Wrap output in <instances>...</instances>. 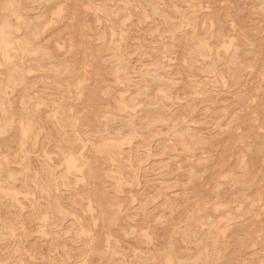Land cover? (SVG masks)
Wrapping results in <instances>:
<instances>
[{
  "label": "rangeland",
  "instance_id": "374dc122",
  "mask_svg": "<svg viewBox=\"0 0 264 264\" xmlns=\"http://www.w3.org/2000/svg\"><path fill=\"white\" fill-rule=\"evenodd\" d=\"M0 86V264H264V0H0Z\"/></svg>",
  "mask_w": 264,
  "mask_h": 264
},
{
  "label": "bare ground",
  "instance_id": "6f19581e",
  "mask_svg": "<svg viewBox=\"0 0 264 264\" xmlns=\"http://www.w3.org/2000/svg\"><path fill=\"white\" fill-rule=\"evenodd\" d=\"M6 1V3H7V0H5ZM103 1H105V0H103ZM140 1V0H139ZM173 2V1H172ZM151 3V2H150ZM11 4V3H10ZM18 4H19V2H18ZM18 4H16V5H18ZM171 4V3H170ZM143 5V4H142ZM149 5V4H148ZM147 5V6H148ZM112 7V6H111ZM13 8V7H12ZM150 9V8H149ZM9 10V9H8ZM106 11V10H105ZM165 11V10H164ZM147 12H150V11H147ZM104 13V12H103ZM149 14V13H148ZM151 15V14H150ZM215 16V15H214ZM143 18V17H142ZM214 20V22H215V19H213ZM11 21V20H10ZM164 22V21H163ZM217 22V21H216ZM18 23H20V22H18ZM22 24V23H21ZM217 24V23H216ZM20 25V24H19ZM220 25V24H219ZM218 25V26H219ZM206 26H207V24H206ZM11 27H12V25H11ZM208 28V27H207ZM37 30V29H36ZM15 34H17V33H15ZM110 34V33H109ZM108 34V35H109ZM224 35H226L225 33H224ZM215 36V35H214ZM16 37V36H15ZM111 38V37H110ZM21 39H22V37H21ZM215 39V38H214ZM214 39H213V41H214ZM114 40V39H113ZM196 40H197V38H196ZM201 41H203L202 39H200ZM213 41H212V43H213ZM114 42V41H113ZM206 42V41H205ZM101 43H102V41H101ZM200 43V42H199ZM202 43V42H201ZM18 44H20V43H18ZM198 45V44H197ZM237 45V44H236ZM235 45V46H236ZM102 46V45H101ZM211 46V45H210ZM14 47V46H13ZM103 47H105V46H103ZM196 47V46H195ZM214 48V47H213ZM233 48V47H232ZM237 48V47H236ZM31 49V48H30ZM112 49V48H111ZM212 49V48H211ZM217 50V49H216ZM26 51V50H25ZM207 51V50H206ZM161 52V51H160ZM231 52V51H230ZM167 53V52H166ZM202 53V52H201ZM223 53V52H222ZM109 54V53H108ZM107 54V55H108ZM163 54V53H162ZM212 53H210V55H211ZM206 55V54H205ZM209 55V54H208ZM208 55H206V57L208 56ZM210 55H209V57H210ZM16 56V55H15ZM31 56V55H30ZM159 56H160V54H159ZM229 56V55H228ZM32 57V56H31ZM221 57H223V56H221ZM21 58H23V57H21ZM194 58V57H193ZM14 59H15V57H14ZM226 59H227V57H226ZM16 60V59H15ZM21 60V59H20ZM221 60V59H220ZM159 61H160V59H159ZM220 62H222V61H220ZM163 63H165V62H163ZM18 64V63H17ZM203 64H204V62H203ZM222 64V63H221ZM227 64V63H226ZM230 65V64H229ZM162 66V65H161ZM204 67V66H203ZM7 69H8V67H7ZM12 69V68H11ZM162 69V68H161ZM206 69V68H205ZM213 69V68H212ZM208 70V69H207ZM210 71V70H209ZM204 72H205V70H204ZM208 72V71H207ZM123 74V73H122ZM205 74V73H204ZM207 74V73H206ZM219 74V73H218ZM122 76V75H121ZM152 76V75H151ZM214 76V75H213ZM212 76V77H213ZM204 77V76H203ZM215 77V76H214ZM216 78V77H215ZM11 79V78H10ZM151 80V79H150ZM168 80V79H167ZM218 80V79H217ZM19 82V81H18ZM125 83V82H124ZM162 84V83H161ZM164 84V83H163ZM24 85V84H23ZM25 86V85H24ZM130 87V86H129ZM124 89V88H123ZM122 90V89H121ZM196 92H198V90H196ZM173 94V93H172ZM172 96V95H171ZM125 98H127V97H125ZM171 99V98H170ZM130 100V99H129ZM125 101H126V99H125ZM137 102V101H136ZM125 103V102H124ZM129 103V102H128ZM131 103V102H130ZM134 104V103H133ZM115 105V104H114ZM128 105H130V104H128ZM131 105H132V103H131ZM190 108V107H189ZM1 109V108H0ZM129 111V110H128ZM133 113V112H132ZM129 114V113H128ZM130 115H131V113H130ZM22 134H23V132H22ZM190 135V134H189ZM190 146H192V145H190ZM152 147V146H151ZM118 149V148H117ZM115 150V149H114ZM113 154V153H112ZM113 157V156H112ZM117 157V156H116ZM116 160V159H115ZM79 165V164H78ZM78 167V166H77ZM46 172H48V171H46ZM47 174V173H46ZM73 175H75V174H73ZM9 176V175H8ZM65 178V177H64ZM32 181V180H31ZM27 182V181H26ZM32 184V183H31ZM27 188H28V186H27ZM53 189V188H52ZM37 191V190H36ZM23 192V191H22ZM42 223H43V221H42ZM226 225V224H225ZM224 225V226H225ZM5 229V228H4Z\"/></svg>",
  "mask_w": 264,
  "mask_h": 264
},
{
  "label": "crops",
  "instance_id": "0c3cea01",
  "mask_svg": "<svg viewBox=\"0 0 264 264\" xmlns=\"http://www.w3.org/2000/svg\"><path fill=\"white\" fill-rule=\"evenodd\" d=\"M7 86V85H6ZM1 87V91H3L4 90V87L3 86H0Z\"/></svg>",
  "mask_w": 264,
  "mask_h": 264
}]
</instances>
